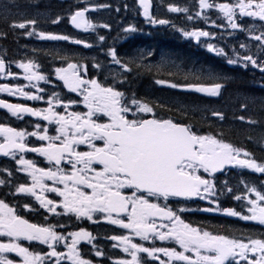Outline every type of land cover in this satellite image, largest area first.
<instances>
[{
  "label": "snow or ice",
  "instance_id": "6c2138e0",
  "mask_svg": "<svg viewBox=\"0 0 264 264\" xmlns=\"http://www.w3.org/2000/svg\"><path fill=\"white\" fill-rule=\"evenodd\" d=\"M198 2L201 10L219 9L233 29L241 27L235 19L237 9L241 17H255L264 21V0H236L235 4H214L209 0ZM139 4L149 23L153 25L169 23L167 20H157L151 16V0H139ZM89 10L87 7L78 9L70 16V22L77 28L83 27L85 31L93 28V24L84 19ZM168 10L188 11L186 8L172 5ZM200 14L196 13L197 16ZM192 18L188 17L190 20ZM59 22L60 18L52 21ZM36 23V20L29 19L13 22L10 27L29 29L26 31L27 36L37 35L44 40L70 39L66 35L36 32ZM102 27L110 28V25L104 24ZM124 31L136 32L137 29L130 25ZM2 35L6 34L0 33V36ZM184 35L199 39L209 36L210 33L199 30L184 32ZM254 39L264 42V32ZM99 40L104 41L105 37L99 36ZM73 42L83 44L84 47H92L91 44L79 39ZM241 47L245 45L242 44ZM208 49L215 51L211 44L208 45ZM109 54L124 71H131L127 64H123L117 58L115 49H111ZM218 54H223V50L221 49ZM242 59L264 71V64L258 65L257 60L251 55H245ZM236 62L228 60L229 64ZM16 66L23 69L25 74L23 78L29 82L46 80V77L36 70L39 65L31 60L18 62ZM82 69L86 73L85 66L68 63L67 67L56 68L55 73L69 91L79 92L83 96L87 112L67 111L69 105L76 102L69 101L68 104H64L55 94H53L55 99L49 97L47 100L49 107L45 109L0 100V108H6L14 116L29 114L57 125L56 134L48 135V128L40 123L35 124L36 130L31 132L0 124V137L3 138L0 142V154L11 155L21 166L20 170L31 177V184H20L16 188V193L33 196L41 207L53 214L74 213L78 219L87 218L92 221L94 213H102L110 224L130 230L131 235L110 237L111 240L118 241L123 252L131 257L119 259L115 264H142L141 253L158 261L159 264H171L173 261L182 264H241V261L245 264H264V238L230 237L194 227L186 223L167 203L162 205L159 202L161 199L166 202L169 197L185 199L198 197L216 205L214 208H204L203 211H222L225 215L239 217L244 221H254L264 226V192L251 187L248 188V192L254 193V197L234 196L237 201L247 199V214L232 208L220 209L218 199H210L217 196L215 184L201 174V172L214 174L222 171L226 165L239 166L264 174V162H258L253 153L246 149L227 142L220 133L201 134L191 123L158 116L155 111L156 105L137 99L134 94L126 97L124 92L112 86H105L95 78L85 79L81 75ZM4 73L9 77L16 75L8 70L6 61L0 58V74ZM155 82L213 97L219 96L223 88L221 83L205 85L177 84L165 80ZM37 91L43 92L44 89L38 88ZM0 92H7L13 96L19 94L28 100L44 99L43 96L25 91L23 86L10 87L7 84H0ZM57 107H63L65 112L56 111ZM212 115L220 120L224 119L221 112L213 111ZM101 117H107V120L102 122ZM238 119L244 121L246 117L240 116ZM27 137H36L47 143L39 147L29 146L26 142ZM81 145L86 146L87 150H79ZM27 152L45 157L55 170L53 167H38L33 160L22 155ZM17 153L21 154L18 159ZM8 175L10 176L11 172ZM46 180L52 181L53 185L49 186L45 183ZM4 184L5 181L0 179V185ZM57 184L63 187L55 186ZM225 187L228 192L232 191L226 185ZM44 193H55L62 199L55 201ZM58 207L64 210L63 213H57ZM25 208L29 206L25 205ZM157 219L169 223L158 225ZM56 227L57 225L31 223L18 215L14 207L0 199V236L14 238L8 243H0V264H17L16 261L2 255L4 253H15L21 257L19 264H45L47 257L56 258L55 264H61L62 259L70 261V264H92L91 260L82 257L78 244L81 241L92 243L95 237L84 229L64 235L57 232ZM132 236L140 237L142 240H149L150 236L160 241L174 240L182 251H177L176 248L145 247L143 244L133 242ZM21 239L46 244L51 251L43 255L30 251L16 242ZM61 241L65 242L67 253L56 250V245ZM159 254L167 257V260L161 259ZM95 255L102 256L103 252L97 250Z\"/></svg>",
  "mask_w": 264,
  "mask_h": 264
},
{
  "label": "trees",
  "instance_id": "16d2710c",
  "mask_svg": "<svg viewBox=\"0 0 264 264\" xmlns=\"http://www.w3.org/2000/svg\"><path fill=\"white\" fill-rule=\"evenodd\" d=\"M152 1L156 5V19L169 21L170 28L159 24L152 27L138 12L134 0H0V33L6 34L0 36V56L9 64L30 58L51 72L69 61L83 64L99 80L118 86L127 97L134 94L137 99L154 103L157 110L169 109L171 118L193 124L200 133H220L227 142L246 149L258 162H264V71L250 65H228L223 58L193 45L191 40L180 39L177 28L191 30L202 23L187 21L182 11L171 12L168 8L172 5L194 10L199 6L198 0ZM85 7L90 10L84 19L94 26L87 31L70 22V16ZM209 14L214 15L212 11ZM57 18L60 22L52 23ZM29 19L37 21L36 32L66 35L70 39L60 43L41 41L36 39L37 35L27 36L29 29L10 27L13 22ZM104 24L110 28L102 27ZM130 25L137 31L125 32ZM99 36L105 40L100 41ZM76 39L92 47L76 44L73 42ZM216 41L223 48L232 49L225 34L218 35ZM111 49H115L117 58L131 71H124L119 64L110 65L115 63L109 54ZM168 51L172 54L170 59ZM164 60L172 61L165 63ZM170 78L180 84L221 83L223 88L219 96L213 97L190 90L161 88L155 82L171 81ZM157 100L165 104L159 105ZM213 111L223 113L224 119L214 117ZM240 116L246 120L241 121ZM215 185L217 196L213 199H218L220 209L232 208L245 213L247 199L237 201L234 196L248 197L251 187L263 192L264 174L240 168L220 176ZM225 185L232 191L228 192ZM0 199L7 202L1 190ZM189 220L204 230L230 237L264 238V227L225 214H195Z\"/></svg>",
  "mask_w": 264,
  "mask_h": 264
},
{
  "label": "flooded vegetation",
  "instance_id": "af4514ba",
  "mask_svg": "<svg viewBox=\"0 0 264 264\" xmlns=\"http://www.w3.org/2000/svg\"><path fill=\"white\" fill-rule=\"evenodd\" d=\"M255 18V17H254ZM195 43H199V40H195ZM8 70L11 71L9 65ZM40 72V74L46 77L45 81H32L29 82L25 80L23 69L16 67V71H11L12 73L16 74L14 77H9L6 73L0 74V84H7L10 87L16 86H23L25 91H28L33 94H37L43 96L44 99L42 100H28L19 94L13 96L9 95L7 92H0V98L7 100L13 104H22L26 105L35 109H45L49 107L47 100L49 97H53L55 94L64 104H68L69 101H75L76 103L70 104L67 111H76V112H87V108L85 107L83 96L76 93H70L66 91L57 78L50 73V70H41V68L36 69ZM32 85H36L33 87ZM42 88L44 89L43 92H38L37 89ZM55 99V97H53ZM150 104H154L152 102H148ZM168 106V105H167ZM56 111L58 112H65L63 107H57ZM164 113L169 117V109H164ZM167 117V118H168ZM107 117H101V121H106ZM40 123L42 126L48 128V135H55V129L57 125L55 123H49L48 121L42 120L40 117L33 119L31 116L27 114H20V116H14L11 112L6 109L0 108V124H4L9 127L16 128L17 130L25 129L28 132L34 131L35 124ZM2 137H0V142H2ZM26 142L29 146L39 147L47 143V141H40L36 137H27ZM99 143V142H98ZM79 150H87L86 146L81 145ZM21 154H16V159L19 158ZM22 155L25 156L26 159L33 160L38 167L42 168H50L53 165L49 164L45 157L39 155L38 153L27 152L23 153ZM64 167H69L67 165H63ZM21 166L16 163V160L12 158L11 155L9 156H1L0 155V179L5 181L4 185H0V190L2 191V195L4 198L6 197V203L9 206L14 207L18 215H21L23 218L27 219L31 223H35L38 225H57L56 231L67 235L70 232L79 231L80 229H84L92 234L95 239L92 243H88L87 241H81L78 244V249L80 250L82 257L92 261V264H115V261L119 259H131V257L123 252L122 246L119 245L118 241H113L110 239L113 235H131L130 230L122 229L117 225H112L104 218V214L102 213H94L93 220L90 221L87 218H77L74 213H66L62 215H57L49 212L47 209L41 207L38 201L29 194L23 193H16V188L20 184L30 185L31 184V177L23 172ZM234 168H228L219 174H208L203 173L201 174L216 183L220 177V175H224L229 170ZM53 170L54 167H53ZM11 172L9 176L8 173ZM49 186L53 185L52 181L46 180ZM57 187H63V185H55ZM39 192V190L37 189ZM48 198L53 199L55 201H60L62 198L57 196L55 193H44ZM205 199H183L177 197H169L168 201H164L161 199L159 202L163 205L167 203L170 208L174 211H177V214L181 216V218L186 222L191 224L194 227L200 226L194 224L192 221L189 220L195 214H202L206 211H203L204 208L209 207H200L197 208L198 201H203ZM25 205H28L29 208H25ZM183 209V211H180ZM63 209L58 207L57 213H63ZM115 215V214H113ZM98 221V222H94ZM160 223H169L168 221H161L157 219V224ZM63 225V227H60ZM166 229H161L164 231ZM133 242L143 244L145 247H165V248H176L177 251H182L179 245L174 240H166L160 241L158 238L151 237L149 240H142L140 237L132 236ZM7 240L6 237H0V241ZM14 238L8 237L6 243L13 241ZM71 238L69 237L70 242ZM23 245L24 247L29 248L30 251H36V249H44L45 253H49L51 249L46 244H41L38 241H27V240H19L16 241ZM65 242L61 241L58 245H56V250L58 252L67 253V248L64 246ZM117 245L113 247V245ZM95 245V247H93ZM100 250L103 252L102 256H96L95 252ZM189 254L190 253H186ZM8 257L19 264L21 261V257L17 256L15 253H8ZM161 259L167 260V257H164L163 254H159ZM142 258V264H159L158 261L152 260L151 258L147 257L146 254H140ZM54 257H47L45 259V264H55ZM61 264H70V261L66 259L61 260ZM171 264H182V262L173 261Z\"/></svg>",
  "mask_w": 264,
  "mask_h": 264
},
{
  "label": "rangeland",
  "instance_id": "374dc122",
  "mask_svg": "<svg viewBox=\"0 0 264 264\" xmlns=\"http://www.w3.org/2000/svg\"><path fill=\"white\" fill-rule=\"evenodd\" d=\"M154 7L156 8V5H154ZM185 8L187 9V7H185ZM214 9H216L217 11H219V9H217V8H214ZM197 12H199L198 9L188 10L187 12H185L186 15H185L184 18L188 19L189 16H192L193 18L191 20H196L200 16L204 17V15H205V18L204 19H206L207 16H210V14L207 15V11L206 10L200 12L201 14L199 16L196 15ZM141 15L145 19L144 15L143 14H141ZM215 18H224L223 13H221L220 11H219V13H217L215 11ZM212 20L213 19H210V21H204V23H206L209 28L220 27V25L222 24V23H216L215 24V23L212 22ZM247 22H248V26H245V29H244L246 33L244 34V36H241V39L244 40V37H245V40L248 42V44H246L247 42L243 43V42H241L239 40H236L235 43H237V45H238V50H236V52L239 51L240 58L241 59L245 55H251L254 59L257 60V63L258 64L259 63L260 64H264V42L257 41L256 39H254L255 36L260 35L261 32H264V22L263 23H259L257 18H253V20H251V22L250 21H247ZM223 24L229 25L230 23L224 21ZM238 24H240V22H238ZM199 30L207 31V32L210 33V30L209 29H206V28H203V27H198V28L193 29V31H199ZM190 37L197 39L194 36H190ZM199 39H201L202 41H206V47H208L209 44L213 45L215 51H217V52H220V50L222 49V48H219L217 45H215L216 43L213 42V38L211 37V34L209 36H207V37H200ZM242 44L245 45V47L242 48L241 47ZM168 48H170V46H168ZM232 53H233V51L230 52V57H232V55H231ZM223 54H224V52H223ZM171 56H172L171 52L168 51V57H169V59H170ZM171 61L172 60H164L165 63H170ZM240 64H243V63H240ZM54 71H55V69L52 70V72H54ZM157 101H158V104L159 105L165 104L162 101H159V100H157ZM165 102H167L168 104L171 103V101H169V100H167ZM255 173H257V172H255ZM249 194H250L249 197H254V193H249ZM0 237H6V236H0ZM6 239L8 240V237H6ZM7 240L0 241V243H6ZM40 253L42 255L43 254H46L45 253V250L42 251V252H40ZM7 254L8 253H4L2 255H6L7 256Z\"/></svg>",
  "mask_w": 264,
  "mask_h": 264
},
{
  "label": "water",
  "instance_id": "95a60500",
  "mask_svg": "<svg viewBox=\"0 0 264 264\" xmlns=\"http://www.w3.org/2000/svg\"><path fill=\"white\" fill-rule=\"evenodd\" d=\"M136 4H137V7L143 12V9L140 7L139 0H136ZM150 11H151V9H150ZM69 63H73V62H69ZM67 64H68V63H67ZM67 64H66L64 67H67ZM59 80H60V79H59ZM60 82H61V84L64 86L63 81L60 80ZM64 88H65L66 90H68L67 87L64 86ZM5 109H6V108H5ZM33 117H35V116H33ZM0 155H3V154H0ZM226 167H232V165H226L225 168H226ZM225 168H224V169H225ZM219 172H221V171H218L217 173H219ZM193 198H195V197H193Z\"/></svg>",
  "mask_w": 264,
  "mask_h": 264
},
{
  "label": "bare ground",
  "instance_id": "6f19581e",
  "mask_svg": "<svg viewBox=\"0 0 264 264\" xmlns=\"http://www.w3.org/2000/svg\"><path fill=\"white\" fill-rule=\"evenodd\" d=\"M128 12H129V11H128ZM128 12H127V13H128ZM116 15H117V14H116ZM132 15H133V14H132ZM117 16H118V15H117ZM127 16H129V15H127ZM112 18H113V17H112ZM112 18H111V19H112ZM119 18H120V17H119ZM123 18H125V17L123 16ZM115 19H117V18L115 17ZM126 19H127V18H126ZM112 20H113V19H112ZM117 20H118V19H117ZM128 20H129V19H128ZM130 21H131V20H130ZM109 22H110V21H109ZM111 22H112V21H111ZM111 22H110V23H111ZM131 22H132V21H131ZM113 23H114V22H113ZM115 23H116V21H115ZM116 24H118V23H116ZM114 26H115V25H114ZM120 26H121V25H120ZM120 26H119V27H120ZM117 28H118V26H117ZM118 29H119V28H118ZM116 30H117V29H116ZM217 57L223 58V55H222V54H218Z\"/></svg>",
  "mask_w": 264,
  "mask_h": 264
}]
</instances>
